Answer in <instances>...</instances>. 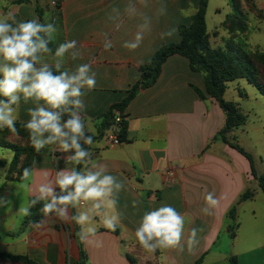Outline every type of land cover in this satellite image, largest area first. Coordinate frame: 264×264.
Wrapping results in <instances>:
<instances>
[{
	"label": "crops",
	"instance_id": "1",
	"mask_svg": "<svg viewBox=\"0 0 264 264\" xmlns=\"http://www.w3.org/2000/svg\"><path fill=\"white\" fill-rule=\"evenodd\" d=\"M15 1L0 0V14L11 12L18 20L39 17L35 3L38 0L20 4ZM164 4H167V13L161 14ZM51 5L53 14L47 15L58 26L54 47L65 40H76L83 58L68 61L67 66L74 68L79 63H91L97 74L95 89L83 97V114L88 132L98 135L102 116L113 104L120 103L139 81L140 66L148 64L163 45L180 41L179 27L190 24L199 0H146L145 3L140 0H53ZM261 5L264 6V0ZM57 10H60L61 18L56 17ZM39 11L45 18L40 7ZM142 25L147 27L142 29ZM170 27L178 31L168 38L164 33ZM137 31H143L144 35L140 46L135 50L124 48L122 45L133 41ZM214 32L213 38L220 35L216 36ZM106 43L113 46L105 49ZM194 87L205 91L202 74L192 71L187 58L171 56L164 63L157 81L151 87L141 89L126 108L128 140L112 145L107 128L105 135L92 144L93 160L106 165L110 174L126 182L117 203V210L123 214L120 225L112 232L100 226L97 217L98 231L91 237L92 244L74 237V223H62L54 217L42 227H37V223L19 233L26 215L17 225L15 219L22 211L16 208L15 199L9 200L16 197V189L20 190L22 185L28 199L34 197L35 189L54 177L58 168L76 167L65 159L68 154L54 145L46 146L36 157L33 170L25 181L8 182L3 189L7 167L0 168V200L4 201L0 204V251L29 255L38 264H78L81 248L88 264H132L130 257L136 264H194L204 254L203 264H231V256H236L239 264H264V243L236 255L219 250L217 245L223 231H230L228 228L234 224L237 231L241 227L240 215L246 207H253L249 202L255 200L257 190L253 199L238 200L247 188L254 189L257 183L246 157L218 138L225 120L224 112L214 99H201ZM256 92L232 101L239 104L248 120L234 129L229 139L253 156L255 170L262 174L264 151H258V147L264 142V98ZM251 99L255 104L246 106L245 101ZM30 107H34L31 101L24 103L21 100L17 121L25 122L30 118L27 114ZM253 134L254 140L248 143L242 139V135L250 137ZM12 157L13 152H0V159L7 162ZM257 159L263 167L261 171ZM168 167L175 172L171 182L163 179ZM208 193H213L217 204L210 206L211 215H203L200 210L206 206ZM162 202L184 215L186 232L193 227L200 230V243L191 252L186 246L183 252L170 249L148 252L139 246L134 232L140 218ZM233 206L236 207L234 221L226 217ZM74 211L76 213L77 209ZM70 214L73 215L71 210ZM251 214L250 222L254 221L255 227L258 223L257 230L264 232V215L258 216L255 208ZM12 233L17 235L12 237ZM235 237L231 233L232 241ZM95 242H102V246L96 247ZM209 258L211 260L207 262Z\"/></svg>",
	"mask_w": 264,
	"mask_h": 264
},
{
	"label": "clouds",
	"instance_id": "2",
	"mask_svg": "<svg viewBox=\"0 0 264 264\" xmlns=\"http://www.w3.org/2000/svg\"><path fill=\"white\" fill-rule=\"evenodd\" d=\"M160 12L167 13V4L162 5ZM44 19L49 20L47 14ZM177 31L170 27L164 36L170 38ZM57 33L54 22L42 23L39 17L18 20L11 12L0 14V129L7 128L18 135L16 122L21 100L33 103L34 107L27 109L30 118L23 123L30 145L37 153L54 145L68 154L67 161L82 167L58 168L54 177L35 189L29 207L22 211L31 215L30 208L42 203L39 211L43 218L37 227H42L51 217L62 223L72 222L80 226V241L92 244L91 237L98 231L97 217L99 225L112 232L120 225L123 214L117 210V203L126 182L110 174L106 165L93 160V153L84 147L94 141L87 134L83 97L95 89L97 74L91 63L67 66L68 61L81 60L83 53L76 40L58 43L55 50L49 47L56 42ZM143 38V31H137L134 40L122 46L135 50ZM112 46L106 43L103 47ZM30 174L31 169L23 170V177ZM205 200L201 214L211 215L210 206L216 205L217 200L213 193H208ZM70 209H77L76 214H70ZM199 231L193 227L186 232L184 215L162 202L159 207L144 212L134 235L139 246L148 252L158 249L183 252L185 246L191 252L200 243ZM95 246L101 247L102 242H95Z\"/></svg>",
	"mask_w": 264,
	"mask_h": 264
},
{
	"label": "trees",
	"instance_id": "3",
	"mask_svg": "<svg viewBox=\"0 0 264 264\" xmlns=\"http://www.w3.org/2000/svg\"><path fill=\"white\" fill-rule=\"evenodd\" d=\"M26 0H16V4L25 3ZM209 0H199V7L195 14L191 16V22L188 26H180V41L177 43H168L163 45L153 55L151 61L139 68L140 79L129 90L127 96L117 104H113L109 110L102 116V128L98 135L88 132L92 135L93 141L105 135L107 128L114 124L117 117H120L118 124L117 137L121 143L128 140V123L126 120V108L135 98L141 89L151 87L159 78L164 63L173 55H181L188 59L190 68L194 72L202 74L205 91L194 87L201 99H214L225 115L224 124L218 133V138L229 144L237 150L249 161L251 166V174L256 181L258 188L264 194V173L258 174L254 166V158L241 145L229 139V134L236 128L244 125L248 117L242 112L239 104L227 101L224 98L228 83L238 79L246 80L252 87L256 89L258 94L264 98V51L251 49L247 41V33L249 31L248 15L252 14L260 22L264 23V9L256 5L255 0H230L229 5L232 13L227 15L221 23L220 28L228 33L224 47H213L210 44V34L207 31L206 13ZM59 9V5H57ZM38 11L41 22H45L42 12ZM60 10L56 11V17L61 18ZM214 34L217 36L218 31ZM53 50L54 44H50ZM242 98L247 97L240 91ZM21 121L16 122L18 135H13L7 128L0 129V148L8 149L13 152L10 162L0 159V168H6L5 182L1 189L5 188L8 182H24L27 178L23 177L25 168L34 167V162L38 154L30 145L27 131L23 127ZM120 143V144H121ZM90 152L92 145H84ZM82 165H76L79 170ZM256 190L247 188L240 196L238 202L251 200L255 197ZM34 197H30V201ZM42 203H38L35 207L30 208L31 215H26L22 221L20 232L22 233L32 225L39 223L43 214L39 211ZM75 215L74 209H70ZM226 217L232 221L236 218V207L229 209ZM233 226L228 229L231 230ZM79 225L74 224V237H79ZM232 232V231H231ZM12 237L16 233L10 234ZM235 232H232V237ZM204 254L194 264H203ZM132 264H136L135 260L130 257ZM231 264H239L236 256L230 257ZM0 264H38L33 258L26 254H14L10 252L0 251ZM78 264H88L86 253L81 248L80 259Z\"/></svg>",
	"mask_w": 264,
	"mask_h": 264
},
{
	"label": "rangeland",
	"instance_id": "4",
	"mask_svg": "<svg viewBox=\"0 0 264 264\" xmlns=\"http://www.w3.org/2000/svg\"><path fill=\"white\" fill-rule=\"evenodd\" d=\"M53 0H38V2H35L36 5H38L45 14H53V6H56L53 4L51 5ZM256 5L260 8L261 1L262 0H255ZM230 0H209L208 6H207V13H206V24H207V31L210 34V44L213 47H224L225 40L228 37V33L220 28L221 23L224 21L227 15L232 13L231 7L229 5ZM264 9V6H261ZM49 11V12H48ZM55 14V12H54ZM50 15H48L49 17ZM45 22H51V19L49 18L48 21ZM58 23V24H57ZM57 25H60V22H57ZM248 23H249V31L247 33V45L253 49V50H261L264 51V23L260 22L258 19L254 17V15L249 14L248 15ZM58 28V26H56ZM215 30H218V33L220 34L218 37L213 38V32ZM242 92L243 94H249L251 95L252 92H256V89L252 87L246 80L244 79H238L235 81H231L228 83V87L226 89L224 98L227 101H234V100H240L241 97L239 95V92ZM257 94V92H256ZM263 103H264V99ZM246 106H249L250 104L254 105V101L251 99V101H245ZM260 113L263 114L262 111ZM242 139L246 141V143L249 142V140H254V134L250 137L246 135H242ZM254 149V148H253ZM253 151V150H252ZM258 151L263 152L264 151V142L259 145ZM0 152H6L12 154V151L4 148H0ZM260 159H257V165L258 169L262 170V165L259 162ZM13 186H18V183H13ZM256 184V183H255ZM1 185V184H0ZM23 187L18 190L16 189V197H11L9 200L13 201L15 199V206L17 209H20L22 211L23 208L28 207V197L26 196V189L24 185ZM257 190V195L255 197L254 201H250L249 204H251L253 207H246L245 212L241 213L240 215V221L242 222L241 227L237 231V227H234L236 224L233 225V229L230 231H223L222 234L219 237L218 246L219 250L221 251H227L231 253V255H236L237 253H240V251H243L247 248H257L259 244L264 243V232L257 230V226L255 227V222L251 221L249 218H253L251 211L252 208H255L257 211V215L261 216L264 215V194L263 192L258 188L257 184L253 187ZM14 190V187L11 189V191ZM18 192V193H17ZM23 211L17 216L16 224L19 225V221L24 217ZM235 232L236 237L232 241L231 239V233ZM237 231V232H236ZM212 258V257H211ZM211 258L207 260L210 261Z\"/></svg>",
	"mask_w": 264,
	"mask_h": 264
},
{
	"label": "built area",
	"instance_id": "5",
	"mask_svg": "<svg viewBox=\"0 0 264 264\" xmlns=\"http://www.w3.org/2000/svg\"><path fill=\"white\" fill-rule=\"evenodd\" d=\"M53 4L55 5V3ZM120 120H121L120 117H117L114 121V124L109 129L110 131L109 140L112 145H119L121 143L117 137L119 131L118 124ZM174 177H175V172L171 167H168L163 173V179L165 182H171Z\"/></svg>",
	"mask_w": 264,
	"mask_h": 264
}]
</instances>
